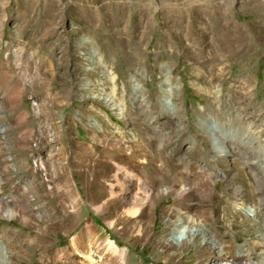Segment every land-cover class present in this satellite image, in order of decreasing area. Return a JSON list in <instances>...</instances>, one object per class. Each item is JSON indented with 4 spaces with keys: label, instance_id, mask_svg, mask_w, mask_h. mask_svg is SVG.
I'll return each mask as SVG.
<instances>
[{
    "label": "rangeland",
    "instance_id": "rangeland-1",
    "mask_svg": "<svg viewBox=\"0 0 264 264\" xmlns=\"http://www.w3.org/2000/svg\"><path fill=\"white\" fill-rule=\"evenodd\" d=\"M35 1L0 0V226L30 231L21 219L30 215L44 226L43 243L23 242L24 256L5 248L0 264H83L80 253L62 250L86 224L97 261L109 237L124 251L122 264H205L215 245L204 241L214 237L245 262L264 264V0ZM205 31H234L241 45L220 38L204 47L197 39ZM227 51L214 65L196 60ZM132 151L167 172V158L189 161V202L166 190L171 176L156 175L150 162L149 218L126 213L135 189L116 210L95 209L91 186H104L98 202L108 199L114 161ZM234 188L236 198L228 195ZM178 200L205 219L202 229L167 212ZM63 204L75 211L68 226L54 223ZM5 209L18 213L8 218Z\"/></svg>",
    "mask_w": 264,
    "mask_h": 264
},
{
    "label": "bare ground",
    "instance_id": "bare-ground-1",
    "mask_svg": "<svg viewBox=\"0 0 264 264\" xmlns=\"http://www.w3.org/2000/svg\"><path fill=\"white\" fill-rule=\"evenodd\" d=\"M35 2H40V1L36 0ZM168 9L171 11H174L175 7H169ZM1 19L2 18L0 17V20ZM179 19H180L179 17H170L167 22L168 24L177 25V23L180 22V21L178 22ZM34 24L38 26H42L44 25V21L35 22ZM179 26H182V25H179ZM179 33L181 34V31ZM208 33L209 31L199 33L201 34V36L199 37V39H197L198 43L204 42V47H211V46L212 48L217 47V41L220 38H222L223 41H234L235 43L231 45V47L235 45L239 47L242 42V36L234 31L226 32V34H223V35L219 33L208 35ZM191 34H187L186 39H191L190 38ZM56 36H57V33H52L50 34V37L47 38V40H49V42L53 45L52 49L54 48L55 43H56V39H57ZM206 38L207 40H204ZM175 40H177L176 43L184 42V38L180 35L177 36ZM182 48H184L185 51L188 50L187 46L182 47ZM199 51L201 52V50ZM230 52L231 51H227L224 54H222V56H216V55L210 56L209 53H207L208 55H205L203 57L202 56L197 57L196 60L200 62V64H203V65L204 64L214 65L215 61L218 62V61L228 60ZM230 151L234 152V149H232L231 147ZM133 153H134L133 151L129 152L128 154L123 153L121 157L122 161H114V164L116 166L115 171L112 175L114 181L113 182L111 181L108 184V194H109L108 199H104L101 202H98L103 198L105 194L103 191L104 186L99 185L98 189H96V187L94 186H91L92 198H89V200L95 209L101 212H104L110 205L112 209L116 210L119 206L125 203L126 192H127L126 190L135 189L133 193L131 194L132 200L130 202V206L126 208V213L128 215L137 214L138 216H140V218H143V219L149 218L150 217V205L153 203V199H154V194L152 191V186H153L152 180L153 179L150 177L149 171H147L149 168L150 162L153 163L152 168H154L153 170L157 172L156 175L166 176L165 175L166 173L167 176H171L169 177V180H168L169 183L166 186V190L169 193L171 190H175L178 195V199L180 198L183 201L189 202L191 198V194H190L191 187L189 186V188H186L184 184L182 183L184 179L186 180L188 178L189 172L193 168L191 166L192 164L189 161H180L179 163H174L173 161H169V159L167 158V161H162L168 167V172H167V169H165L164 171V169L162 170L160 169V167H156L155 161H149V160L144 161L143 159L142 161L136 160L135 158H133ZM118 154L120 153H117L116 155ZM114 164L113 165L108 164V170L113 169ZM197 170L199 172L205 171L204 168L202 167H198ZM163 171L165 173H163ZM119 174H122L124 178H130L129 182L131 183L132 188L125 187L124 182L121 180V177ZM174 178H178L181 180H177L176 182ZM95 180L96 178H94L93 176L92 182H95ZM258 180H260V177H258ZM238 194L239 193H238L237 188H234L228 191V195L232 196L233 198H236ZM167 198L169 197L166 196V199ZM5 201H8V200H5ZM231 202L235 203L236 200L234 199ZM61 208L63 210L64 215L61 218L55 219L54 223L60 224L64 222L66 226H68L69 224H71L72 220L74 219L73 214L75 211L67 210V206L64 204L62 205ZM151 209H153V207H151ZM167 209H168L167 212L170 215L181 218V222L184 223V224H181L182 226H185V224L187 223V224H191L194 226H198L200 229H202V224L205 221V219L203 222L199 221L196 218L194 212L190 210L191 207L188 203H185V205H182L180 201L178 200L176 205L168 206ZM5 210H6L5 212H1V213L3 216L8 217V218H12V217L15 218L18 213L17 211H14L12 209L10 210L5 209ZM37 215L39 214L37 213L34 214V216H37ZM21 217H22L21 218L22 221H27L26 223L29 224V226L31 227L30 231H27V232L25 230L19 231V230L13 229L12 227L0 226V235L4 238L3 240L0 239V260L1 259L3 260L6 258L4 256L6 254V251H3V249L5 248H8L9 250L10 249L13 250L14 254L21 253V255L24 256L25 252L22 251V246H21L23 242H27L28 245H31V246H35L36 244L38 246L41 245L42 240H41L40 233L43 232L44 226L40 224L39 219H36L30 215L28 216L26 214H22ZM116 221L117 219L114 217L107 218V223L110 226H113ZM137 232L142 233L143 235H146L148 230L141 231L137 229ZM213 233L214 235L217 236V233L215 231ZM212 239L214 241L213 244H209L208 242H206V240L204 241V244L206 247H210V248L211 246L215 245L212 248V251L215 253V255L214 254L212 255V261L210 259V261L205 262V264H256L255 262L250 261V260L245 262L246 260H244V257L242 255H233L229 251L228 246H223L222 248H220L219 247L220 245L216 241L217 239L214 237ZM95 241H96V236L94 233V228L90 224H86L82 226L81 231L77 234V236H74L72 238V241H71L72 247L63 249L62 252L65 257H68V256L75 257L76 256L75 253L77 252L80 253L81 258H83V264H109L106 259L107 254L114 255V258L115 257L119 258L121 264L126 262L123 249L118 248L116 242L109 237L104 240V250H103L104 257L102 260L100 259L101 261L100 260L97 261V259L93 255L94 251H91L90 249L91 244H94ZM39 249H40V253L38 255L40 259L44 258V256L46 255L45 253L46 249L45 248H39ZM222 249H225V251L223 252ZM95 250H99L98 247H95ZM173 254H175V252H173ZM56 256L58 258L60 257L59 255H56ZM55 264H66V263L64 262V260H59V261H56Z\"/></svg>",
    "mask_w": 264,
    "mask_h": 264
}]
</instances>
